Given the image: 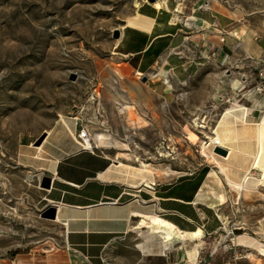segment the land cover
Listing matches in <instances>:
<instances>
[{
	"label": "rangeland",
	"instance_id": "obj_1",
	"mask_svg": "<svg viewBox=\"0 0 264 264\" xmlns=\"http://www.w3.org/2000/svg\"><path fill=\"white\" fill-rule=\"evenodd\" d=\"M156 1L0 0V257L61 246L63 225L42 217L51 206L47 190L23 154L62 117L81 116L93 140L106 133L95 149L170 168L169 176L158 172L163 181L214 170L227 189L223 229L203 241L171 235L159 223L152 230L165 234L152 235L147 221L130 245L164 241L166 251H147L143 264H192L186 251L196 245L204 248L201 264H264L263 184L239 199L202 153L231 105L253 108V121L264 114V97L254 91L264 64V0H205L198 11H177L181 43L149 74L121 76L114 31ZM138 116L148 122L134 129L129 119Z\"/></svg>",
	"mask_w": 264,
	"mask_h": 264
},
{
	"label": "crops",
	"instance_id": "obj_2",
	"mask_svg": "<svg viewBox=\"0 0 264 264\" xmlns=\"http://www.w3.org/2000/svg\"><path fill=\"white\" fill-rule=\"evenodd\" d=\"M184 2L163 0L161 8L155 3L141 4L134 18L120 28L113 48L121 76L149 74L169 49L181 43L184 25L182 20L176 21L175 13L198 11L205 0ZM80 117L59 120L46 130L39 151L36 146L29 147L23 154L27 166L40 173L41 180L45 176L52 179L46 200L56 206L57 221L63 225L61 246L1 256L0 264H143L146 252L130 243L147 221L152 235L165 234L152 230L154 219H159L166 232L185 240L203 241L223 229L220 211L228 196L222 185L226 199L218 202L216 193L222 188L211 181L207 185L211 171L202 168L174 181H163L159 173L146 181L122 178L116 169L117 157L111 152L79 145L81 127L93 138ZM237 237L245 240L242 235ZM146 244L153 256H163L161 248L166 251L164 241ZM198 246L186 251L187 257L194 259L192 264H198L204 255V248Z\"/></svg>",
	"mask_w": 264,
	"mask_h": 264
},
{
	"label": "bare ground",
	"instance_id": "obj_3",
	"mask_svg": "<svg viewBox=\"0 0 264 264\" xmlns=\"http://www.w3.org/2000/svg\"><path fill=\"white\" fill-rule=\"evenodd\" d=\"M162 1L163 0H157L155 3L156 7L161 8V6L164 5L162 4ZM231 34L235 35L238 39L240 38V35L236 32ZM238 82L239 81L237 80L232 84L233 88L236 89L239 86ZM124 107L128 110V113L130 114H133V110L136 109L133 105L129 104L125 105ZM225 111L226 112L223 114L222 118L219 119L218 124L216 123V125L214 123L216 127H213L214 129L212 130V132L210 131L212 133V136H207L208 140L203 142V151H201L205 157H207L216 164V169L218 168V172H220L224 176L226 183L232 189V191L236 195H238V197H243V193L257 192V183H262L264 186V114L259 121H253L252 117L254 115V109L238 102H236L235 105H231V108ZM62 120L65 121L63 117ZM147 122L148 121L142 116H138V118L131 117L129 119V123L134 129L138 125H141L143 123L146 125ZM205 126L207 127V125L204 124V129ZM105 138L106 133L99 132L96 134V139L93 142L96 146L92 143H88L86 147L93 149L94 146H98L97 140L103 142ZM217 147L227 150V154L223 155L216 152L215 149H217ZM35 149L39 151L41 148L40 146H36ZM116 157V169L120 173L121 177L125 179H131L134 181H146L148 180V178H152L155 173L158 174L159 172L167 176V174L173 172L170 168H158L155 165L145 162H140L139 165L136 164L137 166L125 163L122 161V159L130 160L128 153L120 152ZM258 172H260L259 178L255 175V173ZM209 181H211L212 183H218L221 186L222 192L216 193V198L218 202H224L226 199L225 192L223 191L222 187V185L224 184L222 183L216 171H211L209 180L207 181L208 186L210 185ZM160 222L161 221L157 219V221H155V224H160ZM153 230L156 233L161 231L157 228H154ZM138 247L140 248V250L147 252L146 247L141 245H139ZM160 251L163 252L162 248L160 249Z\"/></svg>",
	"mask_w": 264,
	"mask_h": 264
},
{
	"label": "built area",
	"instance_id": "obj_4",
	"mask_svg": "<svg viewBox=\"0 0 264 264\" xmlns=\"http://www.w3.org/2000/svg\"><path fill=\"white\" fill-rule=\"evenodd\" d=\"M177 3L179 5H181L185 0H176ZM255 86H254V91L261 96H264V64H261L260 66L257 67L256 69V76H255ZM77 138H78V143L79 145H81L82 147L89 149V150H93L95 149L96 145L93 143L94 140L93 138L90 136V134L88 133V131L84 128L81 127L78 134H77ZM88 143H92L94 144V148H88L86 147ZM202 261L199 262V264H201Z\"/></svg>",
	"mask_w": 264,
	"mask_h": 264
},
{
	"label": "water",
	"instance_id": "obj_5",
	"mask_svg": "<svg viewBox=\"0 0 264 264\" xmlns=\"http://www.w3.org/2000/svg\"><path fill=\"white\" fill-rule=\"evenodd\" d=\"M151 2H154L155 0H150ZM120 29H115L114 31V39H118L120 37ZM72 80L76 79L75 75H72L71 77ZM47 136V133L45 132L34 144L35 146H40L43 141L45 140ZM216 152L226 155L227 154V150L217 147V149H215ZM51 183H52V179L49 176H45L42 178L41 182H40V186L43 189H50L51 188ZM42 217L46 218V219H50V220H56L57 219V208L54 205H51L49 208H47L43 213H42Z\"/></svg>",
	"mask_w": 264,
	"mask_h": 264
}]
</instances>
